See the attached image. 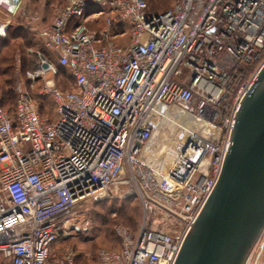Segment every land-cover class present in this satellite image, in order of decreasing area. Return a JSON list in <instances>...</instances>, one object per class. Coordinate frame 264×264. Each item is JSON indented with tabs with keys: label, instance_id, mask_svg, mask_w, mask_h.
Masks as SVG:
<instances>
[{
	"label": "built area",
	"instance_id": "2783aa9c",
	"mask_svg": "<svg viewBox=\"0 0 264 264\" xmlns=\"http://www.w3.org/2000/svg\"><path fill=\"white\" fill-rule=\"evenodd\" d=\"M21 16L42 49L12 113L0 106V264H76L73 248L55 249L80 229L74 208L124 186L139 223L117 225L119 249H99L96 264H173L264 65V0H175L161 13L146 0H67L36 30L37 14ZM33 94L52 101L53 119Z\"/></svg>",
	"mask_w": 264,
	"mask_h": 264
},
{
	"label": "water",
	"instance_id": "95a60500",
	"mask_svg": "<svg viewBox=\"0 0 264 264\" xmlns=\"http://www.w3.org/2000/svg\"><path fill=\"white\" fill-rule=\"evenodd\" d=\"M263 240L264 65L240 102L215 186L173 264H249Z\"/></svg>",
	"mask_w": 264,
	"mask_h": 264
},
{
	"label": "rangeland",
	"instance_id": "374dc122",
	"mask_svg": "<svg viewBox=\"0 0 264 264\" xmlns=\"http://www.w3.org/2000/svg\"><path fill=\"white\" fill-rule=\"evenodd\" d=\"M174 1L175 0H147V5L151 10L161 12L169 9ZM24 2L26 6L18 8L14 16L12 13L0 8V17L5 19L14 17L12 20L13 25L21 21L23 25H26V32L28 31L29 36L32 34L39 44L41 41L36 31L32 30V25H30L29 22L27 23L21 15L23 13L32 15L37 14L36 12H40V15L47 18L46 21H49L59 9L65 6L67 0H24ZM26 9L28 12H26ZM45 25L47 24H41V22H39L35 24L33 28L36 30L37 27L40 29ZM15 47L18 48L12 52V48ZM8 49L12 52H9V57H11L12 60V68L9 73L12 74L14 81H17L24 76L27 70L33 67V63L36 59L35 53L39 50L38 47L33 48L30 47V45L24 46V43L18 39L11 42ZM8 49L3 50V52L6 53ZM256 67L257 64H254L248 72V75L243 78L241 85L251 77ZM177 81H179L178 78ZM55 82L61 90L71 89L66 72L62 73L58 70ZM0 87L2 91L6 90L1 85ZM10 98L0 93V102L7 111L12 108L14 96L10 95ZM35 102L41 115L53 119V103L50 99H43L41 101L35 98ZM195 157L193 163L200 165L202 163L200 154ZM202 169L205 170V160ZM121 189L125 191H121ZM121 189L119 191L108 189L106 191L107 198L99 199L100 196L98 195L96 198L84 200L77 204L74 208V216L76 224L80 229L78 232L71 233L72 237L66 239V241H63L61 238L57 242L55 245L56 254L64 247H71L80 255L78 264H94L96 252L99 249L117 250L118 242L114 234V228L117 225H122L131 231H135L141 217L140 204L133 195L131 187L124 186L121 187ZM82 227H85L86 231H83L81 229Z\"/></svg>",
	"mask_w": 264,
	"mask_h": 264
},
{
	"label": "trees",
	"instance_id": "16d2710c",
	"mask_svg": "<svg viewBox=\"0 0 264 264\" xmlns=\"http://www.w3.org/2000/svg\"><path fill=\"white\" fill-rule=\"evenodd\" d=\"M146 3H147V0H146ZM151 11H153L154 13L164 12V11L159 12V11H154V10H151ZM26 12H28L27 9H26ZM17 39L20 40L21 42H23L24 46L30 45V47H33V48L38 47V50L42 49L41 43L38 44L36 38L32 34L29 36L28 31L26 32V25H23L21 23V21L18 22L16 25H13V23L11 22V24L5 30V37L0 38V44H1L0 45V85L7 90V91L6 90L2 91V89H0V93L7 95L9 98H10V95L14 96V100H13V103L11 106L12 108L9 109V112H11V113L13 111V105H14V101H15V95L13 92V88H14L16 81H14L12 74L9 73L10 69L12 68V66H11L12 60H11V57H9V52H11V51L8 48L10 46V43L13 41H16ZM116 44L121 45L122 43L120 41H117ZM17 48L18 47L12 48L13 49L12 52H14V50H16ZM5 49H8V51H6V53L3 52V50H5ZM59 71L62 73L66 72L65 69H63V68H59ZM33 97H35V98H37V100H41V101L44 99L41 97H36L35 94H33ZM0 106L4 109V106L1 104V102H0ZM63 241H66V239H63ZM117 242H118V248L117 249H119V241L117 240ZM79 257H80L79 253L76 252V264H78ZM94 264H96V258H95Z\"/></svg>",
	"mask_w": 264,
	"mask_h": 264
},
{
	"label": "crops",
	"instance_id": "0c3cea01",
	"mask_svg": "<svg viewBox=\"0 0 264 264\" xmlns=\"http://www.w3.org/2000/svg\"><path fill=\"white\" fill-rule=\"evenodd\" d=\"M25 4L26 3L24 2V0H19L18 8H20L21 6L25 7L26 6ZM36 13H37L38 17L40 18L41 24H49V22L53 18V17H51V19L49 21H46L47 18L41 16L40 12H36ZM13 18L14 17H9L8 19H5V18L0 17V25H4L7 28L11 24ZM249 264H264V240L262 242V245L258 246L257 249L255 250V252L253 253V255L249 261Z\"/></svg>",
	"mask_w": 264,
	"mask_h": 264
},
{
	"label": "bare ground",
	"instance_id": "6f19581e",
	"mask_svg": "<svg viewBox=\"0 0 264 264\" xmlns=\"http://www.w3.org/2000/svg\"><path fill=\"white\" fill-rule=\"evenodd\" d=\"M0 2H1L4 6H6L7 8H11V4H9L8 1L1 0Z\"/></svg>",
	"mask_w": 264,
	"mask_h": 264
}]
</instances>
